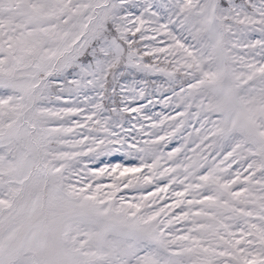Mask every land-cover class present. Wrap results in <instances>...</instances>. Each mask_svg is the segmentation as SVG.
Returning a JSON list of instances; mask_svg holds the SVG:
<instances>
[{"label":"snow or ice","instance_id":"snow-or-ice-1","mask_svg":"<svg viewBox=\"0 0 264 264\" xmlns=\"http://www.w3.org/2000/svg\"><path fill=\"white\" fill-rule=\"evenodd\" d=\"M0 264H264V0H0Z\"/></svg>","mask_w":264,"mask_h":264},{"label":"rangeland","instance_id":"rangeland-1","mask_svg":"<svg viewBox=\"0 0 264 264\" xmlns=\"http://www.w3.org/2000/svg\"><path fill=\"white\" fill-rule=\"evenodd\" d=\"M158 39H159V38H158ZM161 66H163V65H161ZM152 79H156L158 82H163V79H164V78L161 77V76L154 75V76L152 77ZM168 95H171V93H168ZM153 99H154V100H159V99H161V97L157 96V97H153ZM143 103H147V101H143ZM149 107H150L151 110H152V114L163 113L164 115H168V114L175 115V112L173 111L172 108H166V107H164V106H163L162 104H160V103H155L154 105H149ZM145 125H146V127L148 126V122H147V121H145ZM147 138H148L147 136L144 137V139H147ZM178 142H179V138H177L176 141H173V144H178ZM170 150H171L170 148L165 149V151H170ZM102 159H104V160H106V161H109V162H111V163H117V162H124V163H126V161H123V160L118 161V160L113 159V158H103V157H102ZM96 163H97L99 166H101V167L103 166L102 164H99V161H97ZM103 182H104L105 184H109V183H111V180L108 179V178H103ZM124 194H126V195H128V196L136 195V193L131 192V191L127 190V189L124 190Z\"/></svg>","mask_w":264,"mask_h":264}]
</instances>
